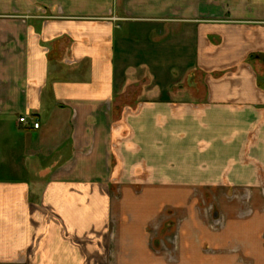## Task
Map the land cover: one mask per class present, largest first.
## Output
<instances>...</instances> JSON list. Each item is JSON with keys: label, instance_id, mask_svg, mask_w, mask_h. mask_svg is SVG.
I'll use <instances>...</instances> for the list:
<instances>
[{"label": "crops", "instance_id": "1", "mask_svg": "<svg viewBox=\"0 0 264 264\" xmlns=\"http://www.w3.org/2000/svg\"><path fill=\"white\" fill-rule=\"evenodd\" d=\"M263 69L264 0H0V264H264Z\"/></svg>", "mask_w": 264, "mask_h": 264}, {"label": "rangeland", "instance_id": "2", "mask_svg": "<svg viewBox=\"0 0 264 264\" xmlns=\"http://www.w3.org/2000/svg\"><path fill=\"white\" fill-rule=\"evenodd\" d=\"M263 74H264V69L261 71ZM262 78H264V75H262ZM211 196L213 195V194H210ZM221 195L223 196V194H215L214 196H215V198H214V200H215V202L218 204V202H219V200H220V198H221ZM198 197H200L201 195L200 194H198L197 195ZM260 196H262V198L264 199V190L260 193ZM160 200H164V199H160ZM245 201H246V203H249V200H247V199H245ZM216 207V206H215ZM211 210H212V208H211ZM208 211H210L209 209H207V212ZM217 211H219V209H216V212ZM213 213V212H212ZM251 213H252V210H251V206L249 205V204H247L244 208H243V210L239 213V216L241 217V218H246V217H250V215H251ZM222 214V213H221ZM220 212L219 213H216V217L217 218H220ZM216 217L213 215L212 216V214H211V227H213L214 225H215V223L217 222V220H216ZM220 219H222V218H220Z\"/></svg>", "mask_w": 264, "mask_h": 264}, {"label": "built area", "instance_id": "3", "mask_svg": "<svg viewBox=\"0 0 264 264\" xmlns=\"http://www.w3.org/2000/svg\"><path fill=\"white\" fill-rule=\"evenodd\" d=\"M19 123H20V124H24V125H28V124H29L27 117H22V118H20V119H19ZM32 126H33V128H34L35 130L40 129V123L37 122V121H34L33 124H32Z\"/></svg>", "mask_w": 264, "mask_h": 264}]
</instances>
